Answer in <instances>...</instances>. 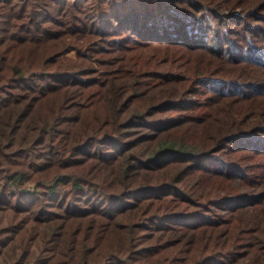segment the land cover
I'll use <instances>...</instances> for the list:
<instances>
[{
	"label": "trees",
	"instance_id": "16d2710c",
	"mask_svg": "<svg viewBox=\"0 0 264 264\" xmlns=\"http://www.w3.org/2000/svg\"><path fill=\"white\" fill-rule=\"evenodd\" d=\"M0 264H264V0H0Z\"/></svg>",
	"mask_w": 264,
	"mask_h": 264
},
{
	"label": "rangeland",
	"instance_id": "374dc122",
	"mask_svg": "<svg viewBox=\"0 0 264 264\" xmlns=\"http://www.w3.org/2000/svg\"><path fill=\"white\" fill-rule=\"evenodd\" d=\"M71 55H74V52H73V53H71Z\"/></svg>",
	"mask_w": 264,
	"mask_h": 264
}]
</instances>
